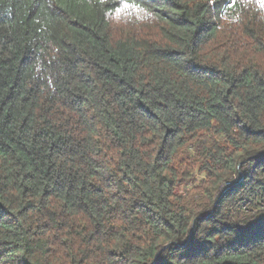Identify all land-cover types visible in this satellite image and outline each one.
Here are the masks:
<instances>
[{
	"label": "trees",
	"instance_id": "16d2710c",
	"mask_svg": "<svg viewBox=\"0 0 264 264\" xmlns=\"http://www.w3.org/2000/svg\"><path fill=\"white\" fill-rule=\"evenodd\" d=\"M262 194L264 0H0V264H264Z\"/></svg>",
	"mask_w": 264,
	"mask_h": 264
},
{
	"label": "rangeland",
	"instance_id": "374dc122",
	"mask_svg": "<svg viewBox=\"0 0 264 264\" xmlns=\"http://www.w3.org/2000/svg\"><path fill=\"white\" fill-rule=\"evenodd\" d=\"M202 177H203L202 174H200V173L197 174V179H201ZM227 184H228V182H225V183H224V186L227 185ZM190 186H191V184H190ZM262 196H263V198H264V194H262Z\"/></svg>",
	"mask_w": 264,
	"mask_h": 264
},
{
	"label": "water",
	"instance_id": "95a60500",
	"mask_svg": "<svg viewBox=\"0 0 264 264\" xmlns=\"http://www.w3.org/2000/svg\"><path fill=\"white\" fill-rule=\"evenodd\" d=\"M160 254H161V251L158 252V254L156 255V259H155V261L153 262V264H157V262H158V257L160 256Z\"/></svg>",
	"mask_w": 264,
	"mask_h": 264
}]
</instances>
